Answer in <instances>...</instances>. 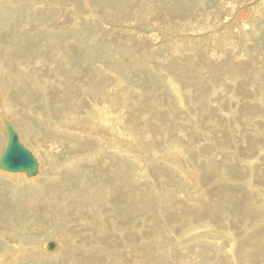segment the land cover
<instances>
[{
    "label": "rangeland",
    "instance_id": "1",
    "mask_svg": "<svg viewBox=\"0 0 264 264\" xmlns=\"http://www.w3.org/2000/svg\"><path fill=\"white\" fill-rule=\"evenodd\" d=\"M263 107L264 0H0V117L41 163L0 182V264H264Z\"/></svg>",
    "mask_w": 264,
    "mask_h": 264
},
{
    "label": "bare ground",
    "instance_id": "2",
    "mask_svg": "<svg viewBox=\"0 0 264 264\" xmlns=\"http://www.w3.org/2000/svg\"><path fill=\"white\" fill-rule=\"evenodd\" d=\"M142 8V7H141ZM102 19V18H101ZM114 20V19H113ZM96 24V23H95ZM242 61L243 62H248V60L246 59V60H241V63H242ZM3 67V66H2ZM3 71V70H2ZM210 71V70H209ZM234 71V70H233ZM15 74V73H14ZM211 74V73H210ZM233 74V73H232ZM227 75V74H226ZM10 76V75H9ZM228 76V75H227ZM232 77V76H231ZM209 78V77H208ZM219 79V78H218ZM222 79V78H221ZM260 81V80H259ZM180 82V81H179ZM106 88V87H105ZM112 89H114V87L112 88ZM4 90V89H3ZM102 92V91H101ZM201 92H203V91H201ZM104 93V92H103ZM96 94V93H95ZM105 94V93H104ZM204 94V93H203ZM93 95V94H92ZM97 95V94H96ZM105 96V95H104ZM110 96H111V94H110ZM202 96V95H201ZM98 97V96H97ZM97 97H95L96 99H97ZM56 98V97H55ZM99 98V97H98ZM102 98V97H101ZM107 97H105L104 99L105 100H107L106 99ZM111 98V97H110ZM228 98V97H227ZM28 99V98H27ZM94 99V98H93ZM247 99V98H246ZM30 100V99H29ZM28 101V100H27ZM26 101V102H27ZM93 101V100H92ZM88 102H89V100H88ZM110 102V101H109ZM258 102V101H257ZM263 102V101H262ZM9 103V102H8ZM29 103V102H28ZM90 103V102H89ZM97 103V102H96ZM95 103V105L96 106H94V105H92V106H94L96 109H97V112L98 111H100L101 112V114H102V117L104 118V121L108 124V129H109V131L111 132V134H112V136L113 137H115L116 138V140L119 142L118 143V145L119 144H122L123 143V137H124V135L123 134H119V132H117V131H120L119 129V123L118 122H116L115 120H114V118H111V117H107L108 115L105 113V110H106V108H105V106H103L104 108H100L99 106L97 107V104ZM181 103V102H180ZM93 104V103H92ZM105 104V103H104ZM106 104H108V103H106ZM110 104V103H109ZM29 105V104H28ZM31 105V104H30ZM81 105V104H80ZM90 105V104H89ZM111 105H112V103H111ZM260 105V104H259ZM68 106V104L66 105V107ZM82 106V105H81ZM81 106H79V108L81 107ZM110 106V105H109ZM239 106V105H238ZM247 106V105H246ZM243 107L242 108V111L245 113V120H249V118L251 117L250 115H255V111H253V109H251V108H249V107ZM263 106V105H262ZM68 107H70V106H68ZM37 108V107H36ZM264 108V107H263ZM263 108H256V112L258 111V113L259 114H261V115H263L264 116V109ZM20 109V108H19ZM28 109H29V107H28ZM67 109V108H66ZM108 109H109V107H108ZM26 110V109H25ZM74 111V110H73ZM85 111V110H84ZM110 111V110H109ZM109 111H108V113H109ZM23 112V111H22ZM68 112H69V110H68ZM123 112V111H122ZM248 112H250L251 114L249 115L248 114ZM121 113V112H120ZM73 114V113H72ZM22 115V114H21ZM92 115V114H91ZM120 115H122V114H120ZM247 115V116H246ZM84 116V115H83ZM90 116V115H89ZM117 116V115H116ZM115 116V117H116ZM88 117V116H87ZM124 117V116H123ZM259 117V116H258ZM257 117V118H258ZM3 118V117H2ZM10 118V117H9ZM264 118V117H263ZM262 118V119H263ZM98 119V118H97ZM259 119V118H258ZM0 120L2 121V124H3V122H4V120L5 119H1V117H0ZM92 120H94V119H92ZM211 120V119H210ZM82 121V120H81ZM89 121H90V119H89ZM96 121V120H95ZM192 121V120H191ZM256 121V120H255ZM262 121H264V120H262ZM78 122H80V121H78ZM86 122H88V120H86ZM97 122V121H96ZM99 122H100V120H99ZM124 122V121H123ZM94 123V122H93ZM192 123V122H191ZM252 123V122H251ZM77 124V123H76ZM80 124H82V122H80ZM85 124V123H84ZM96 124V123H95ZM99 124V123H98ZM248 124H249V122H248ZM197 125V124H196ZM251 126H252V124H250ZM257 125V124H256ZM256 125H254V128L256 127ZM76 126V125H75ZM84 126V125H83ZM259 126V125H258ZM68 127V126H67ZM77 128H78V126H76ZM80 127V126H79ZM94 126H92V128H93ZM101 127V126H100ZM126 127H128V126H126ZM250 127V126H249ZM76 128V129H77ZM91 128V129H92ZM107 129V128H106ZM123 129V128H122ZM127 129V128H126ZM125 129V130H126ZM212 129V128H211ZM78 130H79V128H78ZM85 130V129H84ZM98 130V129H97ZM117 130V131H116ZM134 130V129H133ZM95 131V130H94ZM61 132V131H60ZM67 132V131H66ZM97 132H99V131H97ZM107 132V131H106ZM221 132V131H220ZM256 132H257V130H256ZM87 133V132H86ZM92 133V132H91ZM100 133V132H99ZM115 133L117 134V136H115ZM263 133V132H262ZM102 134V133H101ZM103 134H105V133H103ZM128 134V133H127ZM225 134V133H224ZM79 135V134H78ZM95 135V134H94ZM93 135V137H95ZM107 135V134H106ZM245 135V134H244ZM205 136V135H204ZM81 137H82V135H81ZM104 137V136H103ZM131 137V136H130ZM259 137V136H258ZM83 138V137H82ZM99 138V137H98ZM97 138V139H98ZM95 139V138H94ZM93 139V140H94ZM96 139V140H97ZM228 139V138H227ZM233 139V138H232ZM82 141H83V139H81ZM99 140V139H98ZM22 141V140H21ZM141 141V140H140ZM67 142V141H66ZM103 142V141H102ZM113 142V141H112ZM125 143H126V141H124ZM139 142V141H138ZM237 143V142H236ZM94 144H96V142L94 143ZM100 144H102V143H100ZM104 144H106V143H104ZM113 144V143H112ZM117 144V143H116ZM90 145H92L91 143H90ZM98 145V144H97ZM103 145V144H102ZM111 145V144H110ZM114 145H115V143H114ZM113 145V146H114ZM128 145V144H127ZM139 145H141V144H139ZM71 146V145H70ZM106 146H107V144H106ZM59 147H61V146H59ZM104 147V146H103ZM134 148H135V150L137 151L138 150V147L137 146H133ZM97 149H99V148H97ZM103 149V148H102ZM117 150H118V154H123V153H129V149L128 150H125V149H122V148H116ZM173 149V148H172ZM132 150H134V149H132ZM156 150V149H155ZM155 150H154V152H155ZM182 151V150H181ZM50 152V151H49ZM153 152V153H154ZM99 153V152H98ZM131 153V152H130ZM148 153V152H147ZM152 153V154H153ZM166 153V152H165ZM164 153V154H165ZM172 153V152H171ZM204 153V152H203ZM206 153V152H205ZM230 153V152H229ZM48 154V153H47ZM160 154H162V153H160ZM164 154H162V155H164ZM167 154V153H166ZM182 154V153H181ZM207 154V153H206ZM161 155V156H162ZM183 155V154H182ZM49 156V155H48ZM53 156V155H52ZM55 156V155H54ZM94 156V155H93ZM129 156H131V155H129ZM157 156V155H156ZM168 156V155H167ZM173 156V155H172ZM92 157V156H91ZM90 157V158H91ZM169 157H170V155H169ZM49 159H50V157H49ZM208 159V158H207ZM37 160H38V158H37ZM51 160V159H50ZM52 160H54V159H52ZM143 160H145V159H143ZM163 160V159H162ZM39 161V160H38ZM167 161V160H166ZM73 162V161H72ZM76 162V161H75ZM140 162V161H139ZM69 163H71V162H69ZM74 163V162H73ZM144 163V162H143ZM142 163V164H143ZM160 163V162H159ZM207 163V162H206ZM80 164V163H79ZM213 164V163H212ZM175 165V164H174ZM193 165V164H192ZM71 166V165H70ZM207 166V165H206ZM39 168H40V170H41V163H40V161H39ZM65 168V167H64ZM151 170V169H150ZM209 170V169H208ZM45 171V170H44ZM144 171H145V169H144ZM202 171V170H201ZM205 171H207V169L205 170ZM5 172V171H4ZM2 173V172H0V182H2V180L3 179H6V178H9L10 179V182H8V184H6L5 185V189L3 190V192L4 191H9V190H11L12 191V189L16 186V183H17V185L19 184V186H20V189H17V193H18V191L19 190H21V188H22V184H27L28 183V186L30 185V184H32L33 185V183H36V182H32L33 181V179H35L36 178V180L37 179H39V175H37L36 177H34V178H32V180L30 181V179H29V177L25 174V173H12V174H14V175H11V173H10V175H8L9 174V172H5V173ZM217 172V171H216ZM154 173V172H153ZM158 173V172H157ZM42 174V173H41ZM40 174V175H41ZM168 174V173H167ZM28 177H26V176ZM210 175V174H209ZM198 176V175H197ZM38 177V178H37ZM251 177H252V175H251ZM24 178H26V179H28L29 180V182L26 180L25 182H27V183H25L22 179H24ZM160 178V177H159ZM198 178V177H197ZM195 179H196V176H195ZM199 179V178H198ZM7 180L8 179H6V182H7ZM194 180V179H193ZM197 180V179H196ZM9 181V180H8ZM167 181V180H166ZM197 181H199V180H197ZM251 181V180H250ZM22 182H24V183H22ZM256 182V181H255ZM152 183V182H151ZM4 185V184H3ZM2 185V186H3ZM31 185V186H32ZM167 185H168V183H167ZM24 186V185H23ZM26 186V185H25ZM30 186V187H31ZM155 186V185H154ZM12 187V188H11ZM30 187H25V188H27V190L30 188ZM19 188V187H18ZM256 188V187H255ZM14 190H15V188H14ZM30 190V189H29ZM28 190V191H29ZM21 192V191H20ZM171 192V191H170ZM173 192V191H172ZM260 192V191H259ZM28 194H29V192H28ZM169 194V193H168ZM167 194V195H168ZM176 193H174V195H175ZM263 194V193H262ZM173 195V194H172ZM172 195H169V196H172ZM177 195V194H176ZM261 195V194H260ZM17 196V195H16ZM29 196V195H28ZM173 197H175V196H173ZM263 197V196H262ZM177 198H178V195H177ZM182 199V198H181ZM262 199H264V198H262ZM177 200H180V199H177ZM30 202H33V201H31L30 199H29V203H28V206H30ZM185 202V201H184ZM136 203V202H135ZM225 205V204H224ZM195 206H197V205H195ZM245 206V205H244ZM141 209V208H140ZM140 209H138V211L140 210ZM166 209V208H165ZM26 210V209H25ZM19 212V211H18ZM170 212V211H169ZM18 215H19V217L21 218V219H23L24 221H25V223H28L27 221H29V218H28V216L26 215V214H21L20 212L18 213ZM153 214H151V216H152ZM212 215H213V213H212ZM216 215V214H215ZM214 215V216H215ZM13 216H15V217H18L16 214H14ZM13 216H11V217H13ZM150 216V217H151ZM4 218H8L9 216L8 215H4L3 216ZM158 217V216H157ZM217 217V216H216ZM134 218V217H133ZM132 218V219H133ZM169 218V217H168ZM129 219V218H128ZM127 219V220H128ZM150 219H152V218H150ZM208 219V218H207ZM130 220V219H129ZM157 220H160V219H157ZM163 221V220H162ZM161 221V222H162ZM169 221V220H168ZM112 222V224H114V229H115V237H121V242H123V245L125 246V248H127L128 247V241L127 240H130V241H134L135 239H138L137 238V236L136 235H134V236H132L131 238H129L128 236H126V234H127V232L130 230V231H132V232H134V233H138V231H136V228H137V226L136 227H129V226H120V225H116V221H112V219H110V223ZM152 222V221H151ZM154 222V221H153ZM160 221H159V223H161ZM225 222V221H224ZM128 223H132V222H128ZM163 223V222H162ZM190 223V222H189ZM13 224V223H12ZM96 224V223H95ZM95 224H87L86 223V225H88L90 228H91V230H96V229H100V231L101 232H104V231H110L111 232V235H113L114 234V232H112L111 230H110V228L109 227H107V225H105V226H98V225H95ZM154 224V223H153ZM155 225V224H154ZM231 225V224H230ZM135 226V225H134ZM139 226V225H138ZM156 226H158V225H156ZM12 227V226H11ZM74 227V226H73ZM151 227V226H150ZM159 227V226H158ZM185 227V226H184ZM154 228V227H153ZM153 228H152V230H153ZM69 229V228H68ZM72 230H73V228H71ZM157 229H159V228H157ZM141 230L142 229H139V231L141 232ZM148 230V229H147ZM150 230V229H149ZM160 230V229H159ZM204 229H201V231H203ZM206 230H207V228H206ZM77 231V230H76ZM155 231V230H154ZM158 231V230H157ZM171 231V230H170ZM205 231V230H204ZM208 231H209V229H208ZM211 231V230H210ZM215 231V230H214ZM191 232V231H190ZM196 232V231H195ZM207 232V231H206ZM217 232V231H216ZM81 233V232H80ZM79 233V234H80ZM151 232L149 231V234H150ZM155 233V232H154ZM171 233V232H170ZM203 233V232H202ZM212 233V232H211ZM214 233V232H213ZM152 234V233H151ZM165 234V233H164ZM172 234V233H171ZM198 234V233H197ZM216 234V233H215ZM189 235V234H188ZM203 235H205V234H203ZM252 235V234H251ZM126 236V237H125ZM150 236V235H149ZM206 236V235H205ZM222 236H223V234H222ZM256 236V235H255ZM263 236V235H262ZM34 237V236H33ZM148 237V236H147ZM172 237V236H171ZM227 237V236H226ZM253 237H254V235H253ZM162 238V237H161ZM205 238H207V237H205ZM257 238V237H256ZM72 239V238H71ZM108 240H111L110 238H107ZM183 239V238H182ZM224 239V238H223ZM227 239V238H226ZM75 240V239H74ZM144 240H145V238H144ZM151 240V239H150ZM149 240V241H150ZM3 241V240H2ZM26 241V240H25ZM29 241V240H28ZM34 241V246H35V251H36V253H39V255H36L35 253H34V255L35 256H38V257H42V258H45V257H51V256H59V255H57V253H59L60 251H62L63 250V246L61 245V243L60 242H58L57 241V243L55 242L56 240L54 239L53 240V238H51V237H48V238H46L45 240H43L42 242H38L36 239H34L33 240ZM215 241H217V240H215ZM226 241V240H225ZM258 241V240H257ZM48 242H54L55 244H56V249H58L55 253H50V252H47L46 251V246H47V244H48ZM138 242V241H137ZM153 242V241H152ZM139 243V242H138ZM26 244H29V245H31L30 244V242L29 243H26ZM254 244V243H253ZM21 245V244H20ZM39 245V246H38ZM135 245V244H134ZM164 245H166V243L164 244ZM181 245V244H180ZM240 245H242V244H240ZM33 246V247H34ZM169 246H171V245H169ZM173 246V245H172ZM78 247V246H77ZM259 247H260V245H259ZM8 248H9V245H7V247H6V249H5V251L4 252H6V251H8ZM18 248V247H17ZM74 248H76V247H74ZM81 248V247H80ZM97 248H98V246H97ZM139 248V247H138ZM241 248H243V247H241ZM261 248V247H260ZM29 250H30V247L28 248ZM62 249V250H61ZM98 249H103V250H105L104 251V253L105 254H107V255H112L113 256V258H116V254L117 255H119V256H122V254H125L124 252H122V253H117V251L118 250H115V251H111V249H106V248H101V247H99ZM140 250H141V248H139ZM161 248H159V250H160ZM127 250H129V248H127ZM169 250V249H168ZM139 251V250H138ZM245 252V251H244ZM10 253V252H9ZM32 253V252H31ZM134 255H138L139 254V252H136V253H134V251H131V253L129 252V253H127V257L125 258L124 256V261L126 262L127 260L130 262V264H131V262L133 261V263H134V261H136L137 259L135 258V257H133V254ZM194 253V252H193ZM230 253V252H229ZM196 254V253H195ZM255 254V253H254ZM258 254V253H257ZM14 255V254H13ZM27 255V257H28V255H30V253L29 254H26ZM19 257L20 259H22L23 258V255H15V257ZM128 256H130L129 258H128ZM140 256V255H139ZM26 257V258H27ZM229 258V257H228ZM19 259V260H20ZM122 259V258H121ZM140 259V258H139ZM249 259V258H248ZM115 260V259H114ZM228 260V259H227ZM247 260V259H246ZM6 261V260H5ZM21 261V260H20ZM23 261V260H22ZM25 261V260H24ZM161 262V261H160ZM184 262V261H183ZM183 262H182V264H183ZM27 263V262H26ZM122 264V263H121ZM124 264V263H123ZM185 264V263H184Z\"/></svg>",
    "mask_w": 264,
    "mask_h": 264
},
{
    "label": "water",
    "instance_id": "3",
    "mask_svg": "<svg viewBox=\"0 0 264 264\" xmlns=\"http://www.w3.org/2000/svg\"><path fill=\"white\" fill-rule=\"evenodd\" d=\"M3 124L8 134V143L0 159V170L9 173H25L29 178L35 177L39 172V162L21 143L12 124L7 120H4ZM55 248L54 242L48 244V250L53 251Z\"/></svg>",
    "mask_w": 264,
    "mask_h": 264
}]
</instances>
